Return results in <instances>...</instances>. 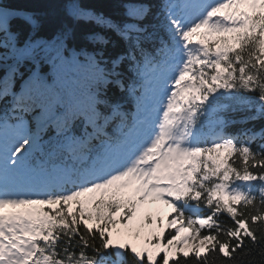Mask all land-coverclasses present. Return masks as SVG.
<instances>
[{
	"label": "snow or ice",
	"instance_id": "6c2138e0",
	"mask_svg": "<svg viewBox=\"0 0 264 264\" xmlns=\"http://www.w3.org/2000/svg\"><path fill=\"white\" fill-rule=\"evenodd\" d=\"M119 7L0 0V264H264V0Z\"/></svg>",
	"mask_w": 264,
	"mask_h": 264
},
{
	"label": "trees",
	"instance_id": "16d2710c",
	"mask_svg": "<svg viewBox=\"0 0 264 264\" xmlns=\"http://www.w3.org/2000/svg\"><path fill=\"white\" fill-rule=\"evenodd\" d=\"M48 2H56V0H20L21 4H44ZM89 6L97 11H103L106 15H115L120 11L122 0H87ZM259 127V124L257 125Z\"/></svg>",
	"mask_w": 264,
	"mask_h": 264
}]
</instances>
